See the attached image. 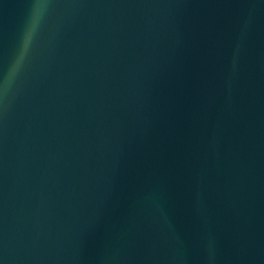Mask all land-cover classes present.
I'll return each mask as SVG.
<instances>
[{"label": "water", "instance_id": "obj_1", "mask_svg": "<svg viewBox=\"0 0 264 264\" xmlns=\"http://www.w3.org/2000/svg\"><path fill=\"white\" fill-rule=\"evenodd\" d=\"M0 264H264V0H0Z\"/></svg>", "mask_w": 264, "mask_h": 264}]
</instances>
